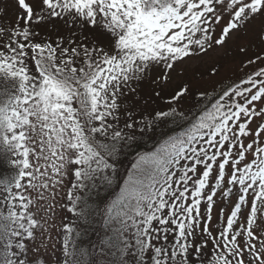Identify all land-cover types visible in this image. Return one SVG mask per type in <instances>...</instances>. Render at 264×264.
Wrapping results in <instances>:
<instances>
[{
    "label": "snow or ice",
    "instance_id": "1",
    "mask_svg": "<svg viewBox=\"0 0 264 264\" xmlns=\"http://www.w3.org/2000/svg\"><path fill=\"white\" fill-rule=\"evenodd\" d=\"M14 4L0 264H264V0Z\"/></svg>",
    "mask_w": 264,
    "mask_h": 264
},
{
    "label": "rangeland",
    "instance_id": "2",
    "mask_svg": "<svg viewBox=\"0 0 264 264\" xmlns=\"http://www.w3.org/2000/svg\"><path fill=\"white\" fill-rule=\"evenodd\" d=\"M8 6H9V16L14 18V13L16 11L14 0H8ZM197 70L198 71H204L205 67L203 65L198 66ZM191 71H192V69H189L188 73L190 74ZM138 91H139L141 97L148 100L150 107H157L158 106V102L152 98V95H151L152 85L149 82L145 81L144 83H142L139 86ZM130 161H131V157L127 158V160L124 162L123 167L120 169L121 175H123L125 170L128 169ZM89 238L93 242H95L97 240V236L95 234H92Z\"/></svg>",
    "mask_w": 264,
    "mask_h": 264
}]
</instances>
